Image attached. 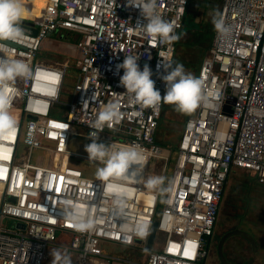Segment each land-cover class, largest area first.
Returning <instances> with one entry per match:
<instances>
[{"label":"built area","instance_id":"obj_1","mask_svg":"<svg viewBox=\"0 0 264 264\" xmlns=\"http://www.w3.org/2000/svg\"><path fill=\"white\" fill-rule=\"evenodd\" d=\"M188 1L155 0L157 15L174 25L175 35ZM31 21L35 33L0 41V58L31 68L8 85L17 127L0 133V264H43L47 247L64 234L70 237L61 246L75 253L76 264H201L231 168L264 184V0H221L216 22L224 30L215 22L196 75L211 103L191 112L169 145L156 139L163 102L142 107L120 83L117 66L125 56H138L141 70L148 65L155 88L165 94L162 60L173 62L175 41L149 37L139 8L129 0H45L41 20ZM46 40L69 58L46 55ZM228 97L234 98L230 111L224 110ZM108 104L117 105L120 119L96 129ZM72 136L97 137L111 149L131 146L139 155L123 178L101 180L96 172L103 163L69 150ZM66 156L86 166L69 165ZM157 163L162 192L146 186L148 165ZM75 208L94 221L93 231L71 226L67 211ZM2 219L13 224L4 227ZM154 221L152 244L141 250ZM140 224L148 225L144 236L137 234ZM104 240L141 253V260L105 252Z\"/></svg>","mask_w":264,"mask_h":264},{"label":"clouds","instance_id":"obj_2","mask_svg":"<svg viewBox=\"0 0 264 264\" xmlns=\"http://www.w3.org/2000/svg\"><path fill=\"white\" fill-rule=\"evenodd\" d=\"M129 4L140 10L141 16L147 22L141 27L146 34L152 38H159L162 43H171L180 37L174 34V25L157 15L155 0H129ZM24 7L21 0H0V41H14L24 35L21 27ZM218 30L223 31L221 22H216ZM138 56H125L123 62L117 66L123 69L120 83L129 92L134 94L135 99L142 107L158 108L160 104L174 105L177 110L183 113H191L201 105L211 103L205 94L203 82L192 73L187 72L182 64L173 66L171 61H163L162 67L166 74L161 79L165 83V94L161 96L155 88V81L151 78L152 71L148 65L141 70L137 63ZM31 74V68L23 60L0 58V133H7L15 130L17 121L10 112L13 101V90L9 89L10 82L18 77H27ZM121 113L117 105L108 104L99 113L94 122L96 129L102 130L106 124L115 123L120 119ZM86 145L85 151L88 159L93 162L103 163V167L97 169L96 175L101 180H108L110 177L123 178L129 174V168L138 158V151L131 147L111 149L104 143H97V137ZM165 177L152 176L147 179L146 186L151 190L164 191ZM116 203L122 204L117 199ZM67 218L71 226L78 232L85 233L94 230L95 223L89 219L86 211L82 208H75L67 211ZM148 225L137 226V234H147ZM52 264H71V258L67 253L54 251L52 253Z\"/></svg>","mask_w":264,"mask_h":264},{"label":"rangeland","instance_id":"obj_3","mask_svg":"<svg viewBox=\"0 0 264 264\" xmlns=\"http://www.w3.org/2000/svg\"><path fill=\"white\" fill-rule=\"evenodd\" d=\"M30 1V0H29ZM195 9V19L203 18L201 11H205L203 9L207 4L208 0H192ZM213 1V0H212ZM214 2V1H213ZM211 2L210 4H213ZM24 6V4H22ZM26 5V4H25ZM214 5V4H213ZM203 6V7H202ZM201 12V13H200ZM22 18L25 19H35L34 16L28 14V11L24 9V15ZM213 16L209 17L205 15L203 21H209ZM52 39H55V36H51ZM46 48V49H45ZM46 55H52L60 60H65L67 57L65 54L68 52L62 48V46L53 40H46L44 43V51ZM208 52V50H207ZM207 54V53H206ZM45 55V60H51L49 56ZM185 59H188L187 53L184 54ZM190 58V57H189ZM193 68H189L186 66L184 69L187 72L193 74ZM74 73L71 72L66 78V85L69 87L73 81ZM171 122H166L164 124L163 133L167 135V139L169 142L173 143L177 138V131L179 129L178 122L181 121L182 115L177 112H171L169 114ZM79 132L89 133L90 131L80 129ZM177 134V135H176ZM169 136V137H168ZM91 139H87V137H79L72 136L68 148L71 151L87 154L85 151L86 145L91 143ZM97 143H104V141H97ZM38 153H33L32 160L37 156ZM88 155V154H87ZM53 162L57 160L55 156L52 158ZM66 163L69 165L78 167L83 169L86 164L77 160L71 156L65 157ZM96 163H92V167L94 168ZM161 164H149L147 168V178L152 176H159ZM4 227H10L13 223L10 219H2ZM239 228L241 230L247 231L256 240V249L253 251L252 247L250 248L249 242L246 238L240 235H232L230 236L225 244L224 250L222 252L223 257L234 264L245 261L248 258H251L252 261L249 264H264V184H261L257 181L255 176H253L249 171L240 168H231L227 175V180L225 184V188L223 191L222 199L218 207L217 218L214 227V233L212 235L211 240L209 241L208 251L206 257L204 259L203 264H221L216 257L215 253V245L216 238L231 229ZM57 235L59 233L57 232ZM69 235L64 234L59 236L58 242L59 244H50L46 250V257L43 260V264H52L53 256L52 253L54 251H60L61 253H67L71 258V264H76L75 262V253L67 250L61 244L66 243L69 240ZM208 241V240H207ZM103 250L107 253H117L123 255H129L130 252H134L132 250H128L123 245L111 241L104 240L101 243ZM141 246V247H140ZM138 248L141 250H146V243L144 245H140ZM152 249H155L153 246ZM135 253V252H134ZM141 257L139 258L141 260ZM132 259H136L133 257ZM102 264H108V260L100 261Z\"/></svg>","mask_w":264,"mask_h":264},{"label":"trees","instance_id":"obj_4","mask_svg":"<svg viewBox=\"0 0 264 264\" xmlns=\"http://www.w3.org/2000/svg\"><path fill=\"white\" fill-rule=\"evenodd\" d=\"M209 3H211L210 0L207 1V4ZM220 3H221V0H215L214 1L215 6L208 7L215 13L216 17H213L209 21L204 22L203 19L205 18V15L208 10L206 8L207 4L204 5L205 7L203 8L206 10L201 11L202 13L200 12L203 15V18L195 19L196 14L194 10L198 8L194 7L192 0L188 1V6H187L186 14L183 20V25L177 35L180 38L175 41V51H174L173 62H172L173 66L179 63V64H182L184 68L186 66H188L189 68L194 67L193 75L196 77L201 60L206 55L207 50L210 45V41H211V37L213 34V29L215 26L216 18L218 15ZM21 27L23 28L25 32H29V33H35L37 29V26L35 23L25 18H22ZM186 53H187L188 59H185L184 57V54ZM173 111L182 115L181 121L178 122L180 126L177 131V134L180 133L184 120L190 114V113H183L177 110V108L174 105L163 103L161 118L159 120L158 130L156 134V139L160 143L165 144V145L166 144L169 145L171 144V142L168 141L166 137L167 135L163 133L164 131L163 128L166 122L172 121V120L169 121V119H171L169 117L170 116L169 114ZM160 206H161V203L158 204V209L160 208ZM126 256L129 258L135 257L136 259H139L141 256V253L130 252L129 255L126 254Z\"/></svg>","mask_w":264,"mask_h":264},{"label":"water","instance_id":"obj_5","mask_svg":"<svg viewBox=\"0 0 264 264\" xmlns=\"http://www.w3.org/2000/svg\"><path fill=\"white\" fill-rule=\"evenodd\" d=\"M72 49H74V46H70ZM233 97H228L227 99V103L225 104L224 106V110L226 111H230V108H229V103L231 101H233ZM11 200L13 199L12 197L10 198ZM21 226H23L21 224ZM155 229H156V221H154L152 223V226L150 228V232H149V236L146 240V248H149L150 245L152 244V241H153V238H154V234H155ZM232 235H240V236H243L245 237L249 243L251 244V247L253 249V251H255V247H256V240L254 239V237L247 231H244V230H241L239 228H234V229H231L229 231H227L226 233L223 234L222 238L220 239L219 243H218V255H219V259H220V263L221 264H234V263H231L229 261H227L224 257H223V254L221 252V245H222V242L229 236H232ZM209 241H210V238L208 239V241L206 242V245H205V250H206V254H207V251H208V245H209ZM137 242H140V240H137ZM206 257V255H205ZM205 257L203 258L201 264H203L204 262V259ZM251 260H249L246 264L250 263Z\"/></svg>","mask_w":264,"mask_h":264},{"label":"bare ground","instance_id":"obj_6","mask_svg":"<svg viewBox=\"0 0 264 264\" xmlns=\"http://www.w3.org/2000/svg\"><path fill=\"white\" fill-rule=\"evenodd\" d=\"M44 3L45 0H21V4H24L23 7L28 11V14L35 17L32 19L34 21L41 20Z\"/></svg>","mask_w":264,"mask_h":264},{"label":"flooded vegetation","instance_id":"obj_7","mask_svg":"<svg viewBox=\"0 0 264 264\" xmlns=\"http://www.w3.org/2000/svg\"><path fill=\"white\" fill-rule=\"evenodd\" d=\"M227 232V231H226ZM226 232H224V233H226ZM214 233V232H213ZM224 233H222V234H220L217 238H216V247H215V253H216V257H217V259L219 260V263H220V259H219V255H218V243H219V241H220V239L222 238V236H223V234ZM213 235V234H212ZM212 235L209 237L210 238V240H211V238H212ZM251 235H253V234H251ZM230 237V236H229ZM229 237H227L223 242H222V245H221V252H223V250H224V244H225V242H226V240L229 238ZM243 237V236H242ZM208 238V239H209ZM245 238V237H244ZM207 239V240H208ZM248 241V240H247ZM249 242V241H248ZM249 245H250V248H251V244L249 243ZM249 260H251L252 261V259L251 258H248V259H246L245 261H243V262H240V263H237V264H246ZM251 263V262H250ZM249 264V263H248Z\"/></svg>","mask_w":264,"mask_h":264},{"label":"crops","instance_id":"obj_8","mask_svg":"<svg viewBox=\"0 0 264 264\" xmlns=\"http://www.w3.org/2000/svg\"><path fill=\"white\" fill-rule=\"evenodd\" d=\"M211 2H213V1H215V0H210ZM213 4H214V2H213ZM213 4H207V6H206V8L208 9L207 10V13H206V15L207 16H209V17H211V16H213V17H216V15H215V13L210 9V8H208V7H213V6H215V5H213ZM203 7V6H202ZM218 7V6H217ZM215 11V10H214ZM211 19V18H210ZM204 22H207V21H204ZM133 260H136V261H139V259H133ZM109 262H108V264H136V263H131V262H122V261H119V260H108Z\"/></svg>","mask_w":264,"mask_h":264}]
</instances>
